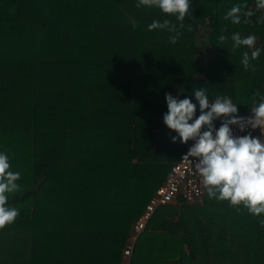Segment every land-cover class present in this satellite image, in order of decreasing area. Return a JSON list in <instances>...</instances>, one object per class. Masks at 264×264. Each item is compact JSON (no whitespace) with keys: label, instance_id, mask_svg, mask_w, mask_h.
<instances>
[{"label":"trees","instance_id":"1","mask_svg":"<svg viewBox=\"0 0 264 264\" xmlns=\"http://www.w3.org/2000/svg\"><path fill=\"white\" fill-rule=\"evenodd\" d=\"M138 3L0 0V152L21 173V190L9 198L19 215L0 229V264H125L133 223L186 148L164 123L165 93L189 98L196 117V89L207 90L209 103L229 97L241 117L256 91L264 95L257 0H190L192 19L176 44L167 30H147L165 19L179 27L175 16ZM237 4L253 11L248 23L225 19ZM237 32L261 49L248 70L241 60L252 50L232 49ZM239 75L250 84L245 100ZM205 196L199 223L176 207L192 205L159 207L130 264H264V214ZM172 233L190 236L188 254Z\"/></svg>","mask_w":264,"mask_h":264},{"label":"clouds","instance_id":"2","mask_svg":"<svg viewBox=\"0 0 264 264\" xmlns=\"http://www.w3.org/2000/svg\"><path fill=\"white\" fill-rule=\"evenodd\" d=\"M141 6L159 8L163 13L175 16L179 27L167 19L162 23L153 21L147 26L148 31L159 29L173 33L168 37L171 44H176L180 38L179 29L185 28V17L192 19L190 0H139L137 7ZM256 8L264 9V0H257ZM252 15L253 11L247 10L246 4H237L227 12L225 19L240 24L243 17V22L248 23V17ZM187 27L191 31V25ZM226 39L224 35L219 37L220 41ZM231 39L233 51L241 47L252 50L250 54L245 51L241 60L245 70H248L253 66L251 62L261 54V49L255 46V36L242 37L237 32L232 34ZM206 92L204 88L194 90L199 103L198 117L196 104L189 98L178 99L171 93H165L168 111L163 120L169 129L177 133L171 138L172 142L177 139L180 143L195 142L184 159L194 164L209 199L228 201L237 211L241 210L238 206L243 205L250 214L261 217L264 214V141L251 132L243 136L233 135L230 125H238L241 131L249 126L259 128L264 133V95L256 91L251 98L252 115L241 117L237 115V104L229 97H216L214 102L209 103ZM217 119L222 120L218 129L213 123ZM189 157L195 158V162ZM10 169L8 154L0 152V229L13 224L19 215V209L9 204V198L21 190L17 183L21 173ZM259 223L264 226V218Z\"/></svg>","mask_w":264,"mask_h":264},{"label":"built area","instance_id":"3","mask_svg":"<svg viewBox=\"0 0 264 264\" xmlns=\"http://www.w3.org/2000/svg\"><path fill=\"white\" fill-rule=\"evenodd\" d=\"M251 115L252 113H249L244 117ZM221 123L222 121L217 122L215 127L218 129ZM230 127L233 131V135L243 136L251 132L254 137H259L264 141V133H261L259 128L252 129L249 126L246 127L244 131H241L238 125H230ZM194 143L195 142L192 140L186 143L185 150L180 158L172 164L164 183L156 189L143 213L134 223L132 233L130 234V241L124 249L125 264H130V259L138 237L146 228L148 222L159 207L165 206L171 202H178L180 199L190 204H202L204 202L206 191L201 183V178L194 164L184 159L185 154ZM189 159L195 162V158L189 157Z\"/></svg>","mask_w":264,"mask_h":264},{"label":"crops","instance_id":"4","mask_svg":"<svg viewBox=\"0 0 264 264\" xmlns=\"http://www.w3.org/2000/svg\"><path fill=\"white\" fill-rule=\"evenodd\" d=\"M214 101V100H213ZM220 122V121H219ZM206 129V128H205ZM172 131H174V130H172ZM175 132V131H174ZM164 183V182H163ZM162 183V184H163ZM161 184V185H162ZM155 193V192H154ZM205 198H206V196L204 197V202H205ZM204 202L202 203V204H190V203H187V202H180V201H178V202H175V204H184V205H187V204H189V205H192V206H176V207H178V208H187V209H185L184 210V212L185 213H187L186 215V220L185 221H188V222H192V221H197L198 223L203 219V218H205V216H203V212H205L204 210H205V207L204 206H202V205H204ZM198 206H201V208L200 209H198ZM162 208V207H161ZM160 209V208H159ZM196 209V210H195ZM157 211V210H156ZM164 211H166V210H164ZM142 214V213H141ZM140 217V216H139ZM168 217H170V218H173L175 221L176 220H178V218H179V213H174L173 215H168ZM136 222V221H135ZM134 222V223H135ZM134 223H133V225H134ZM149 223V222H148ZM186 224V223H185ZM199 226V225H198ZM147 227V226H146ZM200 227V226H199ZM132 229H133V226H132ZM145 230V229H144ZM143 230V231H144ZM132 231V230H131ZM167 232V231H166ZM165 232V233H166ZM132 233V232H131ZM168 233H169V231H168ZM184 234H185V231L183 232ZM179 235H181V234H179ZM175 236H177L178 238H179V241H183L184 243H183V245L180 247V249H182V252L184 251V252H186V254H188V251H189V247H188V245H187V243H186V241L190 238V236H188L187 237V235H184V237H179L176 233H172V237H174L175 238ZM168 240H170L169 238H168ZM176 240V239H175ZM175 242V241H174ZM125 249V248H124ZM134 252V251H133ZM133 255V254H132Z\"/></svg>","mask_w":264,"mask_h":264},{"label":"rangeland","instance_id":"5","mask_svg":"<svg viewBox=\"0 0 264 264\" xmlns=\"http://www.w3.org/2000/svg\"><path fill=\"white\" fill-rule=\"evenodd\" d=\"M247 82L248 81H247V79H245V76L244 77H241V75L238 76V81H237V84H236V89H237L238 98H240L241 100H245V98L248 97L247 96V92L250 89V84L247 83ZM69 107L72 108V106H69ZM64 108L67 109V107H64ZM56 118H58V117H56ZM40 119L44 121L43 122L44 124H46V127H47L46 129H55V125L58 124L57 121H53V122L50 123L45 118L43 111H41V113H40ZM39 128H42V126L39 127Z\"/></svg>","mask_w":264,"mask_h":264}]
</instances>
